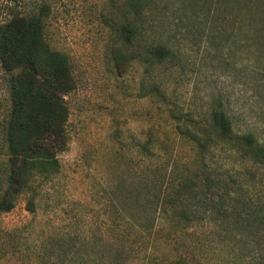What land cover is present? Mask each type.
<instances>
[{
    "label": "rangeland",
    "instance_id": "374dc122",
    "mask_svg": "<svg viewBox=\"0 0 264 264\" xmlns=\"http://www.w3.org/2000/svg\"><path fill=\"white\" fill-rule=\"evenodd\" d=\"M40 6L46 42L68 54L75 79L65 96L67 148L57 170L35 175L1 214L0 264H145L150 255L163 264H264L263 168L226 145L201 158L175 129L189 117L203 132L216 107L235 132L264 142V71L249 38L255 21H240L224 0H0L4 17ZM156 44L173 56L146 72L139 56ZM8 108L0 70V122ZM147 130L163 142L149 156L136 145ZM2 160L0 150V174ZM170 169L172 177L213 172L245 197L221 206L194 200L188 225L169 211L151 232L139 231L125 212L145 192V177L164 184Z\"/></svg>",
    "mask_w": 264,
    "mask_h": 264
},
{
    "label": "trees",
    "instance_id": "16d2710c",
    "mask_svg": "<svg viewBox=\"0 0 264 264\" xmlns=\"http://www.w3.org/2000/svg\"><path fill=\"white\" fill-rule=\"evenodd\" d=\"M224 3L238 8L240 21L249 22L250 18L255 21L249 38L254 46V59L264 71V0H224ZM243 10L250 16H243ZM2 13L0 7V70L6 77L9 108L0 122V150L3 151L0 216L13 207L18 194L31 188L35 175L47 176L57 170L58 154L67 148L68 140L66 124L69 110L65 96L75 87L68 54L52 49L46 42V7L21 12L13 9L5 17ZM124 38L128 39V34L124 33ZM171 56L170 48L156 44L146 47L139 60L145 64L147 72L155 64H165ZM262 86L264 89V82ZM153 89L157 90V87ZM187 119L176 122L175 129L198 146L201 158L206 152L226 145L231 150L240 151L242 159L258 164L264 170V142L253 131L235 132L230 116L223 109L215 107L209 111V122L203 127V132L198 130L196 122H187ZM136 145L149 156L158 153L163 142L147 130L145 138L137 141ZM173 171L169 170L171 179L164 184H156L145 177V192L139 190L135 194L129 212L116 205L113 210L119 214L127 213L131 226L149 233L157 225L159 214L171 211L172 218L178 217V221L188 225L196 201L221 206L226 199L241 200L245 197L229 191L223 184L225 180L215 177L213 172L196 178L185 174L172 177ZM260 215L263 217L257 225L264 229V210ZM143 241L148 249L150 241ZM121 251H125L123 245L114 248L113 258L123 256ZM145 264L163 263L150 255ZM174 264L179 262L174 261Z\"/></svg>",
    "mask_w": 264,
    "mask_h": 264
}]
</instances>
